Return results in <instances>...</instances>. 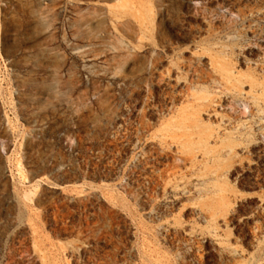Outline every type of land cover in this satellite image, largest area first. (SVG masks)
<instances>
[{"label": "rangeland", "instance_id": "rangeland-1", "mask_svg": "<svg viewBox=\"0 0 264 264\" xmlns=\"http://www.w3.org/2000/svg\"><path fill=\"white\" fill-rule=\"evenodd\" d=\"M0 264H264V0H0Z\"/></svg>", "mask_w": 264, "mask_h": 264}]
</instances>
